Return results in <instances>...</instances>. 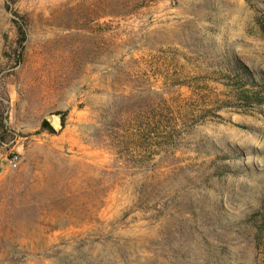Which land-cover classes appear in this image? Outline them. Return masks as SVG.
<instances>
[{
  "label": "rangeland",
  "instance_id": "rangeland-1",
  "mask_svg": "<svg viewBox=\"0 0 264 264\" xmlns=\"http://www.w3.org/2000/svg\"><path fill=\"white\" fill-rule=\"evenodd\" d=\"M0 264H264V0H0Z\"/></svg>",
  "mask_w": 264,
  "mask_h": 264
},
{
  "label": "trees",
  "instance_id": "trees-1",
  "mask_svg": "<svg viewBox=\"0 0 264 264\" xmlns=\"http://www.w3.org/2000/svg\"><path fill=\"white\" fill-rule=\"evenodd\" d=\"M27 17L24 15H21L19 13L13 12V22L17 25L20 34L23 36L24 35V28H25V23L27 22ZM263 86V85H261ZM258 94V93H257ZM45 127L50 128L47 122H45Z\"/></svg>",
  "mask_w": 264,
  "mask_h": 264
},
{
  "label": "built area",
  "instance_id": "built-area-1",
  "mask_svg": "<svg viewBox=\"0 0 264 264\" xmlns=\"http://www.w3.org/2000/svg\"><path fill=\"white\" fill-rule=\"evenodd\" d=\"M18 163H19L18 156H13L12 158L8 159V165L11 168H17Z\"/></svg>",
  "mask_w": 264,
  "mask_h": 264
},
{
  "label": "water",
  "instance_id": "water-1",
  "mask_svg": "<svg viewBox=\"0 0 264 264\" xmlns=\"http://www.w3.org/2000/svg\"><path fill=\"white\" fill-rule=\"evenodd\" d=\"M50 121V120H49Z\"/></svg>",
  "mask_w": 264,
  "mask_h": 264
}]
</instances>
